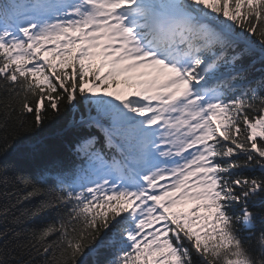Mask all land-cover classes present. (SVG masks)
<instances>
[{
  "label": "snow or ice",
  "instance_id": "1",
  "mask_svg": "<svg viewBox=\"0 0 264 264\" xmlns=\"http://www.w3.org/2000/svg\"><path fill=\"white\" fill-rule=\"evenodd\" d=\"M257 56L264 0H3L5 145L10 124L13 138L43 131L64 107L89 130L72 178L55 166L21 178L29 196L49 189L35 214L65 213L23 251L54 264H264V229L255 247L243 234L264 224V178L244 174L264 170V79L242 66ZM187 201L202 203L173 210ZM13 251L0 247V264H31Z\"/></svg>",
  "mask_w": 264,
  "mask_h": 264
},
{
  "label": "trees",
  "instance_id": "2",
  "mask_svg": "<svg viewBox=\"0 0 264 264\" xmlns=\"http://www.w3.org/2000/svg\"><path fill=\"white\" fill-rule=\"evenodd\" d=\"M2 2L3 0H0V3ZM251 38L256 39L255 36ZM56 63L59 64L58 59ZM242 66L249 80L259 82L264 79V62L258 56L255 58L246 57ZM67 70L71 71V69ZM48 71L50 70L46 69V72ZM117 79L123 80L124 78L120 76ZM86 87L93 88L96 94L104 93V86L94 87V78L91 74H89V82ZM91 94L89 93V95ZM7 99L8 97L3 91V82L0 80V103L6 102ZM72 116L71 108L64 107L59 116H52L46 121L43 131L36 128H32L28 132L18 130L15 138L10 133L14 127L18 129V125L10 124L8 134V140L11 142L10 147L5 145L6 133L0 128V210H7V215L0 216V234H7V240L3 238V235H0V247L7 244L10 251L15 249L12 252L13 257L20 253L25 260L31 261V264H54L53 253L50 252L46 256L37 255L35 252L29 254L23 251L22 246L35 242L33 233L44 226L53 223L58 225L60 218L65 213L63 207L59 206L35 214L41 203L49 198V189L29 196L32 188L30 185H25L21 178H35L43 170H51L53 166L64 170L65 175L69 178H72L74 171L79 170L81 162L75 155L74 141L79 134H86L89 130L71 127ZM25 119L29 124L34 123V117L31 114H27ZM0 121H2V117H0ZM91 131L96 135H101L96 129H91ZM104 151L107 152V149ZM244 174L251 178H264V170L258 167ZM197 203L199 202L187 201L178 204L173 210L187 213ZM107 210L105 208L101 211ZM255 210H264V201L258 200ZM201 214L210 215L205 208H201ZM237 214H239V207H237ZM261 229H264V224L257 221L254 229H245L243 232L245 236L250 237L253 247L256 246L255 237ZM206 231H210V228ZM55 239L57 237L52 236L49 241ZM55 255L58 256L59 253L56 252ZM101 258L103 257L101 256Z\"/></svg>",
  "mask_w": 264,
  "mask_h": 264
},
{
  "label": "rangeland",
  "instance_id": "3",
  "mask_svg": "<svg viewBox=\"0 0 264 264\" xmlns=\"http://www.w3.org/2000/svg\"><path fill=\"white\" fill-rule=\"evenodd\" d=\"M106 72V71H105ZM115 90V89H114ZM194 179V178H193ZM161 183H164L163 181Z\"/></svg>",
  "mask_w": 264,
  "mask_h": 264
}]
</instances>
